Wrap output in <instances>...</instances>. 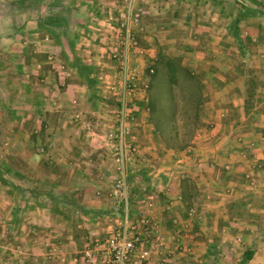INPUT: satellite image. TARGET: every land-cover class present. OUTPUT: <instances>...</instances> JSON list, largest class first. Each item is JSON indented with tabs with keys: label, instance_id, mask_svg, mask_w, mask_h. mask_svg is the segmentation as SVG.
Wrapping results in <instances>:
<instances>
[{
	"label": "crops",
	"instance_id": "1",
	"mask_svg": "<svg viewBox=\"0 0 264 264\" xmlns=\"http://www.w3.org/2000/svg\"><path fill=\"white\" fill-rule=\"evenodd\" d=\"M150 1L152 0H145L147 3ZM153 3L160 11H155L153 14L159 16L165 12V8L171 6L170 9L174 10V5L179 4L172 0H153ZM222 4L223 0H201L199 3H194L193 8H196L198 15L200 11V15H204L207 22L204 26H207L210 32L216 33L220 28L223 30L219 25L221 22L216 18L223 13ZM162 10L164 12H161ZM26 14L25 12L24 15ZM9 15L10 11L4 13L3 17L0 16V21L8 24L3 30H8V34L0 33V145L3 141V144L6 142L9 145L0 156L6 160L22 159L25 165L35 162V172L39 174H35L34 184L26 188L19 186L20 183L18 185L10 181L5 183L3 176H0V211L2 207L9 210L8 214L0 212V235L3 237L4 228L8 231L9 229L17 231L18 226L22 224L26 227L28 234L26 235L30 236L27 246L23 248V264H45L43 260L46 250L43 249V245L47 244L46 241L50 237H56L59 244H61L59 236L68 237L69 244L83 243L89 235H99L103 228L99 227L102 221L106 223L111 220L116 221L122 215V207L115 204L111 198L94 194L97 188L106 186L105 180L99 178L97 166L100 162L106 166L104 160L108 159L105 154L108 150L103 147L102 138L92 137L94 133H86L82 136L71 126L70 134L61 131L55 136L48 131L52 119L47 116L50 110L46 106L47 114H44V108L35 106L34 110L37 111V115L39 113L38 119L28 120L30 124L28 129L30 126L35 129L31 132L24 129L33 106L31 93L29 95L26 90L31 88L28 84L32 80L30 73L34 74L39 82H43L45 76L42 69L43 62L37 55L40 46L28 42L14 24L10 25ZM11 18H15V14ZM30 22L27 17L20 26L34 33L36 26L28 27L27 24ZM189 24L197 33L204 29V26L198 22L192 21ZM239 28L242 27L239 25ZM209 36L213 34L208 35L207 38L198 37L199 39L193 43H197L195 45L191 43L193 50L189 57L196 67L198 79L204 85L203 109L207 119L214 123L213 129L203 131L190 150L174 154L172 152L173 158H167L165 167L159 164L163 160L160 156L155 155L151 159L157 165L156 169L158 168L159 172L150 171L148 180L145 181L147 185L151 184L155 187L160 182L158 186L163 187L165 195L162 202L148 198L138 200L132 198L135 215H146L163 235V243L153 252L150 264H163L162 261L169 264H196V261L202 260H199V257L202 256L204 259L207 257L210 240L215 242L214 255L223 257V264H235L236 258L232 259L234 254L239 253L240 260L246 250L252 252L251 259L244 263L240 261L238 264H264V86H261L262 82L257 77L258 83L255 82L251 86V81L243 72L226 68L231 57L227 56L228 54H225L226 58L224 57L221 46L224 45L227 51L229 49L225 46L227 42ZM173 42L178 43L176 45H183L179 39H167V43ZM66 44L62 39L60 47L67 55V61L71 62L72 56L67 51ZM82 61L87 63L86 59ZM90 61L94 65L102 64L110 67L104 57L99 56L96 59L93 56ZM233 61L235 62L236 59ZM217 63H220V67ZM52 67L51 78L57 77L62 86L60 89L52 87L53 90L48 86L50 92L48 100H52L54 96H58L60 101L70 100L84 93L85 87L78 82H66L68 77L77 78L75 68V70L71 69L70 73H66L59 70L58 66L55 67L54 63ZM41 93L39 91V94L36 92L35 95L40 96ZM2 96L7 100H2ZM18 98L23 99V104L19 103ZM59 103L55 104L57 109H61L59 110L61 114L55 116L56 122L60 126H65L67 115L63 107L66 104ZM18 109L26 110L21 112L25 117L20 118L16 115ZM43 130L48 131L49 134L45 135ZM40 132L47 137V140H41V143L48 142L49 145L48 150L43 154H38L33 149L32 135ZM98 143H101L100 147L105 149L103 154H97ZM19 144H23L21 151L17 150ZM54 160L57 163L53 164ZM51 166H59L60 170L50 172L47 169ZM160 169H164L167 176L160 174V171H164ZM13 173L15 176L19 174L17 171ZM20 173L24 177L25 173L23 171ZM15 190L22 192L21 200L11 193ZM63 191L69 193L67 194L69 196L63 194ZM57 192L62 193V197L58 196ZM182 192L183 196L180 194ZM57 205L59 207L71 205L75 219L81 225H77L74 229L70 228L66 222L67 216L62 212L54 211L53 208ZM18 208L22 215L17 216ZM84 225L87 231L91 232L87 233L83 230L82 233L77 229ZM176 231L180 233V237L175 240ZM180 244L182 246H179ZM175 245L179 250L189 246L192 252L180 253ZM83 250H77L76 247L66 249L68 262L65 264H83L82 254L80 257L76 254L82 253ZM209 252L212 253L211 250ZM49 254H52L50 250L47 256ZM57 256L59 255H55ZM18 259L19 257H14L10 263L19 264ZM55 260V264H60L58 259Z\"/></svg>",
	"mask_w": 264,
	"mask_h": 264
},
{
	"label": "rangeland",
	"instance_id": "2",
	"mask_svg": "<svg viewBox=\"0 0 264 264\" xmlns=\"http://www.w3.org/2000/svg\"><path fill=\"white\" fill-rule=\"evenodd\" d=\"M11 1L0 0V16L3 17L4 13L10 11V25L13 26L14 24L28 42H34L40 46L37 55L40 56V60L43 62L42 69L45 76L44 81L39 82V80H36L35 75L30 73L32 80L28 84L31 85V88H26V90L28 94L31 93L33 106L29 105L32 108V110L30 109L32 113L29 119L26 120L24 129H27V132L35 129H32V126L28 129L30 125L28 120L38 119L39 113L37 115V111L34 110L35 106L37 108L41 106V108H44V114H47L46 106L50 110L47 116L52 119L51 126L47 129L55 136L56 133L61 131H67L70 134L71 126L77 129L82 136L86 133H94L95 135L92 134V137L97 136L101 139L104 134L113 129L115 111L119 106L117 93L119 91L118 81L121 73L117 62L111 57V49L115 45L120 44V40H122L120 36L124 33L123 24L126 23L125 14L127 10L130 9L132 16L134 13H139V21H132L131 17V21L128 24L129 31L136 40V44L130 48L129 68L132 73L139 71L137 81L141 90H139L135 99L130 97L128 100L136 106L132 111L131 131L137 140L139 156L146 157L147 161L144 163L138 159H130L128 162V189L126 195L129 202L130 216L133 219L142 215H135L134 206L132 207L133 199L148 198L149 200H160V202L164 200L163 187L158 186L160 182L156 184V188L151 184L147 185L145 181L148 180L150 171L159 172L157 171L158 168L156 169L157 165L151 159L155 155L160 156L163 160L159 164L165 167L167 158H173V155L171 156L172 152L174 154L190 150L203 131H211L213 129L214 123L207 119V114H205L203 109L205 99L203 95L205 93L204 85L198 79L196 67L191 61L192 58L189 57L193 50L192 45L197 44L193 43L202 36L207 38L210 34H213V36H209L212 39L225 40L227 42L225 46L229 47V49L225 51L224 45L220 46L223 54H228L227 56L230 55L229 57H231L230 63L226 68L236 72H243L251 81V86L255 82L258 83L256 77L260 78L261 86H264V16L256 15L242 18V15H240V12L245 9L262 10L264 13V7L260 4L264 0H223V13L216 17L221 22L219 25L223 30L220 28L216 33L210 32V29L204 26L207 23L204 15H200L201 11L198 15L196 8H193L195 7L194 3H199L201 0H172V2H178L179 4L176 6L172 4L175 7L174 10L170 9L171 6L167 9L165 8V12L162 10L161 12L164 13L160 14L161 17L153 14L155 11L160 12L158 7H155L153 0L149 3L145 2V0H19V2L14 4L15 6L11 5L13 3ZM25 12L27 13L26 15H24ZM13 14H15V18H11ZM27 17L31 21L27 26L32 28L36 26L34 33L20 26ZM59 17L61 21L59 20L60 22L56 24H62L63 29H58L57 31L51 25H55ZM236 19L238 20L237 22ZM192 21L200 23L204 26V29L201 26L200 29L202 28V31L200 33L193 31L192 25L189 24ZM0 24H2L0 25V33L8 34V30L3 31L8 24L3 21H0ZM239 25L242 27L241 29ZM56 31L57 33H55ZM54 34H57V37ZM169 38L173 40L179 39L183 45L179 44V46L176 45L178 43L174 42L171 44L167 43ZM62 39L67 43V51L71 53L72 58L76 54L80 60L86 59L87 64L92 66L95 83L88 87L85 77L82 78L76 72L75 77L77 76V78L69 79L70 77H68L66 82H78L85 87L84 93L78 94L76 98L72 97L70 100L63 99L60 101L58 96L48 100L47 98L50 96V92L47 89L48 86L52 90L55 87L60 89L62 86L57 77L51 78V74L53 75L51 72L53 69L52 63H54L55 67L58 66L59 70L66 71V73H70L71 69L75 70L70 65L73 61H67V55L60 47ZM199 45L203 47L201 43ZM93 56L96 59L99 56L100 58H106V64H109L108 66L110 67L102 64L94 65L90 61ZM227 56L225 55L224 57L226 58ZM235 59L236 61L234 62L233 60ZM212 66L214 67L215 65ZM217 66L220 67V63H217ZM39 91L42 92L41 95H35L36 92L39 94ZM1 99L7 100L3 96ZM18 100L20 101L19 103L23 104V99L18 98ZM59 102L66 104L63 107V111L67 115L65 126H60L56 122L57 117L55 116L61 114V111H59L61 109H57L55 105L60 104ZM23 111L26 112V110L18 109L16 115L20 116V118L25 117L22 114ZM48 131L43 130L45 135L49 134ZM43 132L32 135L36 141L31 139L34 143L33 149L38 154H43L49 148L48 142L41 143V140H47ZM3 142L1 143L3 146L0 145V153H4L7 150L6 148L9 147L6 142L4 144ZM19 145L17 150L21 151L23 144ZM97 145V154L102 153L105 149L100 147L101 143ZM69 148L72 147L69 146ZM5 156L9 157L7 154ZM54 161L53 164L57 163ZM104 161L106 166L102 165L101 162L97 166L99 167V178L105 180L106 186L97 188L96 192L93 193L96 196L103 195L108 199L111 198L115 204L123 207L122 192L115 189L116 176L112 174L109 168L108 159ZM35 167V162L25 165L22 159L15 161L6 160L0 156V176H3L5 181H10L12 184L18 185L20 183L19 186L21 185L24 188L34 184V176L38 173L35 172ZM18 170L25 173L24 177ZM47 170H50V172L59 171L60 167L51 166ZM13 171L21 174H16L18 179ZM105 172L107 173L105 174ZM160 174L167 176L165 170L160 171ZM106 176L108 177L106 178ZM11 193L17 199L20 198L21 200L23 198L22 192L18 190ZM57 194L62 197V193L57 192ZM63 194L67 195L69 193L63 191ZM180 194L183 196V192ZM53 209L55 212H62L67 216L66 222L70 228L74 229L77 225H81L75 219L71 205L66 207L57 205ZM1 211L2 214H8L9 210L2 207ZM18 215H22L20 208L17 209ZM119 220L120 217L116 221L111 220L107 223L102 221L99 227L103 228L99 235H89L83 243H77V245L79 244L78 246L69 244L68 237L61 238L59 236L58 239L61 244L58 243L56 237H52L55 239L50 237L46 241L47 244L43 245V249L46 250L44 263L55 264V259H58L60 264L67 263L66 249L76 247L77 250H85L95 241H103L108 232L118 224ZM178 226L180 227V224ZM107 227L109 228L106 231ZM25 228V226L20 224L17 229L18 234L16 229H9L8 231L4 228L3 237L0 235V264H11L10 262L14 260V257H19L17 261H19V264H23V248L27 246L26 243L30 239ZM86 228L84 225L77 229L82 233L84 232L83 230H86L85 232L87 233L91 232L87 231ZM210 244L208 245L207 257L205 259L202 256L199 257V260H202L196 261V264H200V262H202L201 264H223V257L214 255L216 251L214 240H210ZM175 246L178 252L183 253V250H179L177 245ZM179 246H182V244ZM49 250L52 254L47 256ZM210 250L212 253L209 252ZM83 251L82 253H76L79 255L77 257H80ZM191 252L192 250H190V254ZM76 254L74 253L73 256ZM185 254L188 253L186 252ZM55 255L59 256L55 257ZM239 257V253L234 254L232 259L236 258L235 264L243 261V256L240 260ZM233 260L232 262H234ZM162 263L169 264L166 261H162Z\"/></svg>",
	"mask_w": 264,
	"mask_h": 264
},
{
	"label": "built area",
	"instance_id": "3",
	"mask_svg": "<svg viewBox=\"0 0 264 264\" xmlns=\"http://www.w3.org/2000/svg\"><path fill=\"white\" fill-rule=\"evenodd\" d=\"M131 17L132 21H139V13L132 16L128 9L125 14L126 23L123 24L124 33L120 36L122 40L111 49V57L117 62L121 73L117 93L119 106L115 111L113 129L102 138L104 147L108 150L106 155L109 168L116 176L115 189L122 192V215L103 241H95L85 248L82 254L83 264H150L153 252L163 243L162 233L146 215L134 219L130 216L126 195L129 160L147 161L146 157L139 156L137 140L131 131L132 111L136 106L128 99H135L141 90L137 81L139 71L132 73L129 68L130 48L136 44L128 28ZM179 237L180 233L176 231L174 239ZM183 252L190 253V247L185 246Z\"/></svg>",
	"mask_w": 264,
	"mask_h": 264
},
{
	"label": "trees",
	"instance_id": "4",
	"mask_svg": "<svg viewBox=\"0 0 264 264\" xmlns=\"http://www.w3.org/2000/svg\"><path fill=\"white\" fill-rule=\"evenodd\" d=\"M11 2H13L15 4V3L19 2V0H17V1L16 0H12ZM260 4H261V6L264 7V1L260 2ZM240 15H242V18H245V17L247 18V17H251V16H256V15L264 16V13H263L262 10L245 9V10H243V12H240ZM59 20L61 21V18L60 17L58 18V21L55 22V25H51V27L55 28V30H57V31H58V29H63L62 28L63 27L62 24H56V23H59L60 22ZM237 21L238 20L236 19V22ZM51 24H53V23H51ZM235 30H236V28H235ZM57 31L55 33H57ZM63 36H64V33H63ZM74 55H73V58H72V61L73 62L70 65L73 68L76 69V71L79 74V76H81L82 78L85 77V79H86L85 81L87 83V86L88 87L91 86L92 83H95V79H94L95 78V75H94V70L92 69V66L89 65V64H87V63H83V61L80 60L76 56V54H74ZM4 182L6 183V181H4ZM251 255H252V252L250 250L245 251L244 254H243V261L242 262L244 263L245 261L251 259V257H252Z\"/></svg>",
	"mask_w": 264,
	"mask_h": 264
}]
</instances>
